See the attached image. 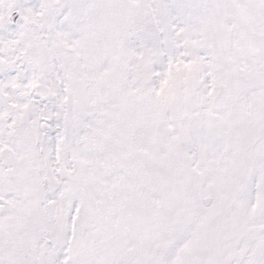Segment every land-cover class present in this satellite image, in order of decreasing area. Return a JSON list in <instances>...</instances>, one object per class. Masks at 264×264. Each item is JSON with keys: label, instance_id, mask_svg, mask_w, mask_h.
Listing matches in <instances>:
<instances>
[{"label": "snow or ice", "instance_id": "obj_1", "mask_svg": "<svg viewBox=\"0 0 264 264\" xmlns=\"http://www.w3.org/2000/svg\"><path fill=\"white\" fill-rule=\"evenodd\" d=\"M0 264H264V0H0Z\"/></svg>", "mask_w": 264, "mask_h": 264}]
</instances>
